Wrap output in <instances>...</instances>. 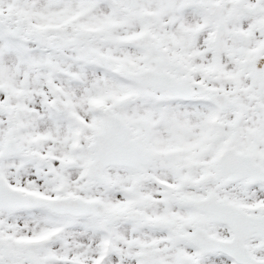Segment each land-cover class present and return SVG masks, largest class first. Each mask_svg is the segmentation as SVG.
I'll return each mask as SVG.
<instances>
[{"label":"snow or ice","instance_id":"6c2138e0","mask_svg":"<svg viewBox=\"0 0 264 264\" xmlns=\"http://www.w3.org/2000/svg\"><path fill=\"white\" fill-rule=\"evenodd\" d=\"M0 264H264V0H0Z\"/></svg>","mask_w":264,"mask_h":264}]
</instances>
